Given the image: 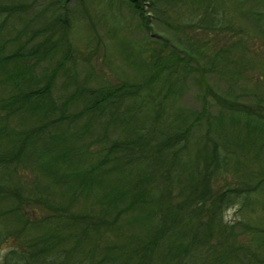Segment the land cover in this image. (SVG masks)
<instances>
[{"label": "trees", "instance_id": "obj_1", "mask_svg": "<svg viewBox=\"0 0 264 264\" xmlns=\"http://www.w3.org/2000/svg\"><path fill=\"white\" fill-rule=\"evenodd\" d=\"M124 1L144 26L147 5L167 13L172 19L164 22L183 34L189 28L234 32L236 17H244L264 36V0ZM4 25L0 13V31ZM233 34L206 66L195 63L203 101L209 94L222 101L215 134L208 126L195 138L194 125L208 124L216 113L207 115L203 104L179 123L169 117L165 98L174 74L190 62L164 39L151 48L130 47L145 72L140 81L80 86L73 76L74 92L59 104L50 90L69 50L38 83L32 67L48 54L50 34L41 49L4 53L1 42L2 75L18 66L0 77L8 90L0 96V264H264V254L242 244L222 215L232 202L243 207L257 198L264 183V99L253 106L225 99L204 79L208 71L227 80L243 75L245 39ZM186 36L196 53L210 46ZM75 94L85 104L69 113ZM54 109L58 115L47 119ZM117 124L123 135L109 138L107 128ZM229 171L238 173L235 181L215 188L213 179ZM251 173L258 178L249 185L243 177ZM235 225L264 239L263 226L243 218Z\"/></svg>", "mask_w": 264, "mask_h": 264}, {"label": "rangeland", "instance_id": "obj_2", "mask_svg": "<svg viewBox=\"0 0 264 264\" xmlns=\"http://www.w3.org/2000/svg\"><path fill=\"white\" fill-rule=\"evenodd\" d=\"M144 7L149 15L148 26L139 22V17L124 0H0V13L5 16V25L0 31L2 51L10 53L19 47L27 51L36 46L41 49L42 40L46 34H50L51 38L45 44L48 54L32 67L39 77L38 83H42L44 77L56 66V62L61 61L64 51L69 50V57L62 61L61 65H57L50 90L51 97L57 102L56 104H59L71 97L74 92L76 81H73V76L80 86H112L140 81L145 72L131 55L130 47L145 43V46L149 45L151 48L155 46L154 40L164 39L169 46L176 48L185 57V61L190 62L179 68L181 72L176 70L174 74L175 83L172 92L165 98L166 109L169 112L166 113L169 117L174 116L177 123L186 117L192 118L194 112L202 110L203 104L207 115L216 113V117L206 120L208 124L201 120L202 122L194 125L191 133L192 138H195L208 126L209 134L214 135L213 132L222 119L217 114V103H222L220 99L215 100L209 94L203 101L197 69L211 61L212 54L220 48V45L231 43L230 34L234 33L235 37L245 39L247 58L243 75L236 80H227L214 71H208L204 74L205 82L225 99H236L237 102L250 106H253L255 98L264 99V74L259 70L264 68V36L258 33L257 27L251 20L236 17L235 26L238 28H234V32H231V29L226 32L208 29L205 34L203 30L189 28L183 31V34L180 30H173L164 22L165 18L172 19L167 13L154 11L147 5ZM182 13L174 15L171 12L169 16L187 18V15ZM205 23L206 21L203 22ZM186 34L193 36L190 39H194L195 44L199 42L204 46H210L196 53L193 49L195 45L187 41ZM149 38L153 41L148 42ZM191 53L192 57L189 55ZM33 58L29 57L28 60L32 61ZM195 63L201 66L194 68ZM16 66L9 65L4 70V74L10 69L15 70ZM3 75L0 72V77ZM7 92L6 83L0 82V96L6 95ZM142 95L144 97L146 93L142 92ZM123 102L129 100L125 99ZM84 104L83 96L75 94L70 99L67 112L75 113ZM57 115L58 111L54 109L46 118L50 119ZM86 117L87 114L83 115L78 122L85 120ZM12 119L14 122L17 121L16 118ZM17 124L21 126L22 122L17 121ZM55 125L57 126V122L52 124L54 127ZM107 129L109 138L123 135L118 124ZM193 142L197 141L193 140L192 144ZM237 175L238 173L229 171L224 177H215L213 186L219 187L226 181L232 183ZM243 178H246L247 183L251 185L257 180L258 174L251 173ZM257 195V198L245 199L247 202L243 207L239 202L224 206L222 215L223 220L233 223L234 230L238 233L237 238L242 244H247L257 254L263 255L264 239L258 234L251 233L249 226L246 231L235 225L238 219L243 218L248 225L264 227V206L261 204L264 200V183ZM112 236L120 238L115 234Z\"/></svg>", "mask_w": 264, "mask_h": 264}]
</instances>
